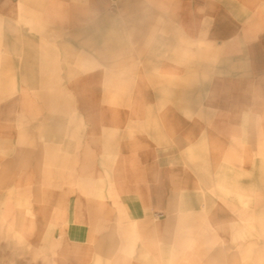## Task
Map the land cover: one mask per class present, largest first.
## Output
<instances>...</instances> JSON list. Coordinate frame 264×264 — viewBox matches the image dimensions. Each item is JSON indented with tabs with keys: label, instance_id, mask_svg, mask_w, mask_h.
<instances>
[{
	"label": "crops",
	"instance_id": "0c3cea01",
	"mask_svg": "<svg viewBox=\"0 0 264 264\" xmlns=\"http://www.w3.org/2000/svg\"><path fill=\"white\" fill-rule=\"evenodd\" d=\"M0 140L79 262L264 264V0H0Z\"/></svg>",
	"mask_w": 264,
	"mask_h": 264
},
{
	"label": "rangeland",
	"instance_id": "374dc122",
	"mask_svg": "<svg viewBox=\"0 0 264 264\" xmlns=\"http://www.w3.org/2000/svg\"><path fill=\"white\" fill-rule=\"evenodd\" d=\"M52 111L56 112V110ZM71 114L72 110L70 114L68 113L70 120ZM0 154H8V146L5 140H0ZM69 168L72 169L71 159L66 161V169ZM1 171L2 167L0 166V264H153L152 261H143L142 256L139 261L138 254L129 252L127 250L129 247H122L121 245L115 247L116 251L114 252H100L99 248L101 247L94 246L96 245L95 242L91 245L92 252L85 254L86 260L79 262L73 259V253L64 251L70 249V247L61 240L56 239L52 230L46 229L41 232L39 226H36L34 220L36 214L31 204L33 198H29L24 189H15V174ZM76 175L72 171H66L64 174H60L58 178L56 174L49 173L45 174L44 181L51 185L52 181L63 180L64 192L67 197L69 193L73 192L72 188L75 186ZM12 180L13 182H11ZM82 182L81 180V186H83ZM32 191H34V195L36 193L34 196L35 201V198L37 200L42 198V192L51 190L34 189ZM80 191L81 194L85 195L83 187ZM260 223V220H258V225ZM262 224H264V221ZM119 240H121L120 237ZM80 255L84 254L81 253ZM194 255L197 257L194 264H202L201 253H194ZM145 256H148V254H145ZM185 260L184 252L161 253V260L157 264H188Z\"/></svg>",
	"mask_w": 264,
	"mask_h": 264
},
{
	"label": "bare ground",
	"instance_id": "6f19581e",
	"mask_svg": "<svg viewBox=\"0 0 264 264\" xmlns=\"http://www.w3.org/2000/svg\"><path fill=\"white\" fill-rule=\"evenodd\" d=\"M9 240V239H8ZM24 242H25V238H24ZM9 243V242H8Z\"/></svg>",
	"mask_w": 264,
	"mask_h": 264
}]
</instances>
